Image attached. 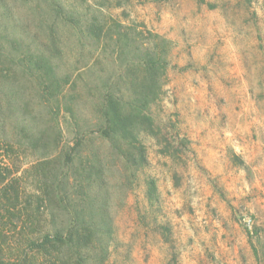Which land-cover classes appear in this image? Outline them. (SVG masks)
<instances>
[{"label": "rangeland", "instance_id": "obj_1", "mask_svg": "<svg viewBox=\"0 0 264 264\" xmlns=\"http://www.w3.org/2000/svg\"><path fill=\"white\" fill-rule=\"evenodd\" d=\"M124 28L168 40L139 150L99 132ZM61 194L112 231L86 264H264V0H0V261L70 226Z\"/></svg>", "mask_w": 264, "mask_h": 264}, {"label": "trees", "instance_id": "obj_2", "mask_svg": "<svg viewBox=\"0 0 264 264\" xmlns=\"http://www.w3.org/2000/svg\"><path fill=\"white\" fill-rule=\"evenodd\" d=\"M115 25L122 28L118 23H115ZM108 26L106 38L114 40V36L110 34L112 28H110V25ZM97 29L102 31L105 27L93 22L88 25L85 32L91 34ZM128 30V28H124V30L119 31L117 42L124 45L125 48L127 46L130 48L128 53L131 55L126 65V75L131 80L130 92L126 94L123 90L111 85L103 87L100 107L103 122L99 132L104 138L109 139L114 146H116V140L120 138L132 148L139 150L136 145L138 137L135 130L140 124H147V126L151 127L150 107L162 93V79L169 65L166 57L168 40L159 34L149 31L148 36L150 38L148 40L150 43H141L137 37L130 36ZM98 40L102 41L101 37ZM161 47L165 48V51ZM81 142V139H79L75 147L79 146ZM142 149L141 147L139 157L136 158L132 154L128 157V161L132 165L138 166L145 162V153ZM68 158L70 162H73L70 154ZM90 178L92 176L88 179ZM56 179H62V177L57 176ZM65 179H68L67 176ZM59 197V202L64 205L65 209L73 208V204L69 199H65L62 194ZM70 216L72 219L68 228L54 233H45L36 239H30L29 246L30 251L32 250L30 253L24 252L20 259L0 261V264H29L30 259H33L38 253L44 256L56 255V260L59 261V264H86L87 259L99 260L100 254L94 244L96 236L104 233L111 234V229L107 228L108 230L106 231L99 229L101 226L95 225V221L86 220L84 211L76 207L72 209ZM106 226H109L108 221ZM63 249H66L67 253H63ZM107 252L106 250L103 251V254H105L101 255L102 261L106 257ZM63 256L65 258H62ZM48 263L55 264L52 259H49Z\"/></svg>", "mask_w": 264, "mask_h": 264}]
</instances>
